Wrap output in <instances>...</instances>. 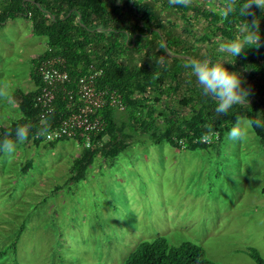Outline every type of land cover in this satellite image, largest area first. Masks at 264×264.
Returning a JSON list of instances; mask_svg holds the SVG:
<instances>
[{
    "label": "rangeland",
    "instance_id": "374dc122",
    "mask_svg": "<svg viewBox=\"0 0 264 264\" xmlns=\"http://www.w3.org/2000/svg\"><path fill=\"white\" fill-rule=\"evenodd\" d=\"M151 1L180 34L172 0ZM219 1L185 4L217 11ZM26 21L0 27V129L19 117L16 93L35 91L32 60L45 50V39ZM192 21L200 31L202 22ZM121 59L132 63L139 56L128 51ZM162 100L161 110L171 106L186 115L177 102ZM125 115L118 114L116 125L127 132ZM239 122L241 139L210 138L195 151L131 132L124 150L96 155L79 181L72 180V166L86 150L81 144L17 142L13 154L0 153V264H123L141 242L157 237L172 246L194 243L218 264H254L247 248L264 259V144L247 120ZM122 138L117 134L103 148Z\"/></svg>",
    "mask_w": 264,
    "mask_h": 264
},
{
    "label": "trees",
    "instance_id": "16d2710c",
    "mask_svg": "<svg viewBox=\"0 0 264 264\" xmlns=\"http://www.w3.org/2000/svg\"><path fill=\"white\" fill-rule=\"evenodd\" d=\"M154 2L0 0V27L10 20L21 18L30 23L34 36L43 37L46 41L43 53L32 60L31 78L37 88L32 94L16 93L19 117L8 127L0 129V140L16 141L15 129L27 126L29 135L25 141L38 145L43 142L44 134L69 115L61 93L56 96L53 114L44 123L40 122L39 111L32 102L40 84L35 74L36 66L43 60L60 57L66 61L72 82L86 76L91 67L99 72L97 89H108L120 96L126 107L125 120L132 127L125 132L123 126L116 125L118 119L112 111L106 109L103 118L107 127L99 138L107 136L110 141L117 134L123 138L114 145L110 144L106 151L105 148L85 150L73 162L74 181L84 178L99 153L116 156L124 150L127 147L124 140L129 138L131 132L148 134L156 144L165 142L176 149L195 151L208 147L201 141L205 136L220 142L239 120H260L262 126H250L264 144V32L261 28L264 10L252 5L245 16L240 13L244 0H220L217 11L174 3L171 8L183 23L178 34V24L163 20ZM230 3L235 11L227 17L222 16L221 13ZM195 19L202 22L198 32L193 30L195 26L191 23ZM253 22L254 36L259 37L258 44L255 39L251 43H243L253 35L249 26ZM233 39L242 42L245 50L233 63H226L225 67L240 73L242 88L249 95L246 104L234 105L227 114H217L214 111L215 102L202 94L196 76L185 65L189 61L199 62L205 58L215 61L234 59L218 49L222 43ZM163 42L172 57L165 52ZM128 51L137 54L139 59L136 62L132 60V63L123 61L121 57ZM149 92L154 95L150 100L146 97ZM178 92H183L179 100L176 99ZM163 97L186 108V115L178 114L171 106L161 110ZM26 169L23 167L24 171ZM18 239L16 236L10 248L15 247ZM246 254L254 264H264L256 249L247 248ZM4 255L5 252L0 251V259ZM123 264L218 263L209 259L204 249L194 243L183 242L172 246L164 237H157L152 242H141Z\"/></svg>",
    "mask_w": 264,
    "mask_h": 264
},
{
    "label": "built area",
    "instance_id": "2783aa9c",
    "mask_svg": "<svg viewBox=\"0 0 264 264\" xmlns=\"http://www.w3.org/2000/svg\"><path fill=\"white\" fill-rule=\"evenodd\" d=\"M35 74L40 84L32 102L39 111L40 122L44 123L53 114L59 93L62 94L65 108L69 111L66 118L42 136L43 141L70 139L79 143L80 140L86 150L103 148L108 141L107 136L99 138L107 127L103 112L106 109L124 112L126 107L116 92L97 89L96 79L100 73L91 67L86 76L72 82L66 61L60 57H52L41 61L35 68ZM70 85L73 87L68 88ZM210 138L204 137L201 141L209 144ZM180 145H183L182 141Z\"/></svg>",
    "mask_w": 264,
    "mask_h": 264
},
{
    "label": "clouds",
    "instance_id": "9594fccd",
    "mask_svg": "<svg viewBox=\"0 0 264 264\" xmlns=\"http://www.w3.org/2000/svg\"><path fill=\"white\" fill-rule=\"evenodd\" d=\"M172 2L175 4H185L186 0H172ZM252 5L264 10V0H244L240 8V13L246 16ZM234 11L235 8L233 4L230 3L221 15L227 17ZM249 26L253 30V35L248 36L243 43H251L252 40L255 39L258 44L259 37L254 36L255 22ZM243 43L233 39L219 46V51L233 57L234 59L232 60L223 58L219 61H215L210 58H205L199 62L189 61L185 65V68L196 76L202 94L215 102L216 107L214 111L217 114H227L234 105H244L247 102L249 93L242 88L240 73L229 71L228 68L225 67L226 63H233L236 57L240 56L245 50ZM249 124L262 126L260 120L249 121ZM243 134L240 122L238 121L228 131L227 136L232 140H239L242 138ZM28 135L29 127L18 126L15 129L16 141L11 139L0 140V153L8 155L13 154L16 151L17 142L27 140ZM205 139H207V136H205Z\"/></svg>",
    "mask_w": 264,
    "mask_h": 264
},
{
    "label": "crops",
    "instance_id": "0c3cea01",
    "mask_svg": "<svg viewBox=\"0 0 264 264\" xmlns=\"http://www.w3.org/2000/svg\"><path fill=\"white\" fill-rule=\"evenodd\" d=\"M27 23V25H28V27H29V29H31V27H30V23L28 22V21H26ZM2 27V26H1ZM37 87H35V89H36ZM112 111V113H113V116L115 117V118H117L118 117V114L119 113H122V112H119V111H117V110H111ZM118 119V118H117Z\"/></svg>",
    "mask_w": 264,
    "mask_h": 264
},
{
    "label": "water",
    "instance_id": "95a60500",
    "mask_svg": "<svg viewBox=\"0 0 264 264\" xmlns=\"http://www.w3.org/2000/svg\"><path fill=\"white\" fill-rule=\"evenodd\" d=\"M163 45H164V49H165V52L167 53V55L169 56V57H172L170 54H169V52H168V50H167V47H166V44L163 42Z\"/></svg>",
    "mask_w": 264,
    "mask_h": 264
}]
</instances>
